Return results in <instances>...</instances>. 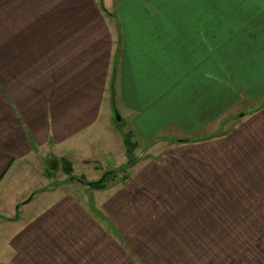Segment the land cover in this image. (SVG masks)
Listing matches in <instances>:
<instances>
[{
	"label": "crops",
	"instance_id": "1",
	"mask_svg": "<svg viewBox=\"0 0 264 264\" xmlns=\"http://www.w3.org/2000/svg\"><path fill=\"white\" fill-rule=\"evenodd\" d=\"M0 264H264V0H0Z\"/></svg>",
	"mask_w": 264,
	"mask_h": 264
},
{
	"label": "rangeland",
	"instance_id": "2",
	"mask_svg": "<svg viewBox=\"0 0 264 264\" xmlns=\"http://www.w3.org/2000/svg\"><path fill=\"white\" fill-rule=\"evenodd\" d=\"M113 110H114V108H113ZM113 119H114V126H116V130L118 132L124 134L125 140L127 137H131V139H130V141L132 142L131 145L133 147L135 144V147H136L134 150V154H133L134 156L133 157L137 159V162L134 165H130L129 164L130 160L128 157V162L124 165L121 174L125 175L124 174L125 171H129V170L133 171L135 169L138 170L139 168H144L145 166L148 168L149 167L150 168H157V167L166 168L170 165V162H171L170 160L172 157L180 158L182 161L187 160V157H188L187 147L186 146H184V147L180 146V148H179L178 145H175V144H178L176 142L179 141L180 138H182L179 135H176L175 129H173V128L166 129V131L163 133V135H158L157 140L150 142V139H148L149 138L148 136L145 138L143 136L140 137L135 133L133 128L127 130V126L125 125L124 122L118 123L116 115H115V118H113ZM221 132H222V130H221ZM184 139L189 140L188 141V143H189L190 141H192L193 138H191V139L184 138ZM194 142H196V141H194ZM125 146H126V144H125ZM81 151L86 152V151H89V149L84 148ZM77 152H80V149L77 150ZM90 153H92V150H90L88 154L90 155ZM172 155H174V156H172ZM166 158H167V160H164ZM200 163L202 164L203 162L200 161ZM52 165H54V164H52ZM55 167H56V169L53 168V169L49 170V171H51V175H50V178H51L50 183L51 184H59V183L64 182V181L68 183L72 180L73 181L77 180V181L83 182L85 184H88V186L90 184H93V183L87 182L84 177H76V175H74V173H73L72 165L68 161H56ZM69 167H71V169H69ZM166 171L169 172L168 169ZM82 173H86L87 174L86 178H87L90 171H89V169L85 170V171L83 170L82 172L77 173V174H79V176H82ZM116 173H117V175H119V173L117 171L107 173V174H105V176L102 179L100 178L99 181H96L94 183H100V184L104 183V185H105L107 183L106 179L107 178L112 179V177L115 176ZM190 178H191V180H193V182L191 181V184L193 185V189L196 192H198L199 185L200 184L203 185V182L201 180V176L195 175L194 177L191 176ZM33 179H35V178L31 177L30 180H33ZM26 180L29 181V178L27 177ZM29 183H33V182H29ZM181 193L186 194L185 191H183L182 189H181Z\"/></svg>",
	"mask_w": 264,
	"mask_h": 264
},
{
	"label": "trees",
	"instance_id": "3",
	"mask_svg": "<svg viewBox=\"0 0 264 264\" xmlns=\"http://www.w3.org/2000/svg\"><path fill=\"white\" fill-rule=\"evenodd\" d=\"M131 137H127L126 140H125V144H126V148H127V155L129 157V160H130V165H134L136 162H137V159L134 158L133 154H134V150H135V144L134 146L132 147V142L130 141ZM189 140H179L177 142H180V143H187ZM191 142V141H190ZM69 169H71V167H69ZM90 186H93V187H96L98 189H101L104 187V183L103 184H100V183H93V184H90Z\"/></svg>",
	"mask_w": 264,
	"mask_h": 264
},
{
	"label": "water",
	"instance_id": "4",
	"mask_svg": "<svg viewBox=\"0 0 264 264\" xmlns=\"http://www.w3.org/2000/svg\"><path fill=\"white\" fill-rule=\"evenodd\" d=\"M113 108H114L115 115L117 117V121H121V116H120V113H119L118 108H117L116 96H115L114 91H113Z\"/></svg>",
	"mask_w": 264,
	"mask_h": 264
}]
</instances>
